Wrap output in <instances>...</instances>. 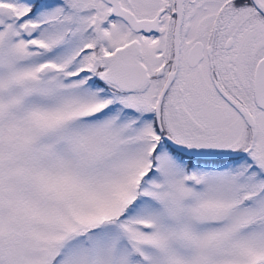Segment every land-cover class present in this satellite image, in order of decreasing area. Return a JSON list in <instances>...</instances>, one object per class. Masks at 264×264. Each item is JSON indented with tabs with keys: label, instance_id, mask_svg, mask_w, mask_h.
<instances>
[{
	"label": "snow or ice",
	"instance_id": "snow-or-ice-1",
	"mask_svg": "<svg viewBox=\"0 0 264 264\" xmlns=\"http://www.w3.org/2000/svg\"><path fill=\"white\" fill-rule=\"evenodd\" d=\"M0 264H264V0H0Z\"/></svg>",
	"mask_w": 264,
	"mask_h": 264
}]
</instances>
